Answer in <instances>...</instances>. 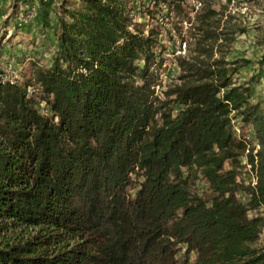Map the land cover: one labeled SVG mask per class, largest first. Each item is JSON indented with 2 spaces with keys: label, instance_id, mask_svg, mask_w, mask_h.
Listing matches in <instances>:
<instances>
[{
  "label": "trees",
  "instance_id": "obj_1",
  "mask_svg": "<svg viewBox=\"0 0 264 264\" xmlns=\"http://www.w3.org/2000/svg\"><path fill=\"white\" fill-rule=\"evenodd\" d=\"M147 1L139 9L152 18L166 5L185 44L163 97L160 31L145 34L131 0L71 1L51 65L34 64L28 82L0 80V264H264V217L238 196L247 189L264 207V109L233 80L249 60L229 58L247 28L232 0ZM239 117L259 145L248 188Z\"/></svg>",
  "mask_w": 264,
  "mask_h": 264
},
{
  "label": "rangeland",
  "instance_id": "obj_2",
  "mask_svg": "<svg viewBox=\"0 0 264 264\" xmlns=\"http://www.w3.org/2000/svg\"><path fill=\"white\" fill-rule=\"evenodd\" d=\"M73 0H0V80H12L20 83L28 82L33 74V65L50 66L56 51L55 25L64 6ZM148 2L147 0H145ZM190 8L198 5L196 0H188ZM135 23L145 34L151 28L159 31V42L155 45L156 60L153 70L158 74V94L163 92L178 75L176 56L184 49L179 36L172 30L171 23L162 19L167 13V7L162 4L160 13L152 18L139 9V0H131ZM229 9L235 12L247 30L238 35L232 45L229 58L247 59L249 62L233 76L237 85L249 88L250 101L258 102L264 109V0H232ZM143 63V62H142ZM29 93L35 96L42 112L48 111V106L41 100V92L37 85L28 87ZM234 134L245 140L250 147L255 146L256 137L249 124L237 118L233 125ZM239 180L245 188L252 186L253 170L246 165L245 156L241 158ZM195 193L208 197L210 190L202 178L192 181ZM247 189L238 190L240 199L248 205V216L259 214L264 217V207L253 208L249 205L250 195ZM264 245V226L261 233ZM193 257V254H191ZM178 257L182 258V251Z\"/></svg>",
  "mask_w": 264,
  "mask_h": 264
},
{
  "label": "built area",
  "instance_id": "obj_3",
  "mask_svg": "<svg viewBox=\"0 0 264 264\" xmlns=\"http://www.w3.org/2000/svg\"><path fill=\"white\" fill-rule=\"evenodd\" d=\"M185 52V44H184V49L183 50H179V54L180 53H184ZM178 66V65H177ZM178 71H179V68H178ZM172 81V80H171ZM157 93H158V89H159V86H157ZM234 121L235 120H233V125H234ZM250 127L252 128V126L250 125ZM253 129V128H252ZM254 131V130H253ZM254 134H255V132H254ZM251 147H250V145L247 143V150H246V152L244 153V155L243 156H245V158H246V160L247 161H249V162H247V164L246 165H250V169H251V171L253 170V174H254V177H253V179H254V181H253V183H252V186H255L256 185V181H257V172H256V163H253V162H251L249 159H248V152H249V149H250ZM253 154H254V156H255V161L257 160V156H256V152H257V150H258V148H259V145H258V142H257V139H256V143H255V146H253Z\"/></svg>",
  "mask_w": 264,
  "mask_h": 264
}]
</instances>
